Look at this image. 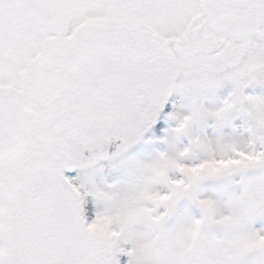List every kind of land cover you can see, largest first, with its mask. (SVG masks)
I'll return each mask as SVG.
<instances>
[{"label": "snow or ice", "instance_id": "1", "mask_svg": "<svg viewBox=\"0 0 264 264\" xmlns=\"http://www.w3.org/2000/svg\"><path fill=\"white\" fill-rule=\"evenodd\" d=\"M0 264H264V0H0Z\"/></svg>", "mask_w": 264, "mask_h": 264}]
</instances>
